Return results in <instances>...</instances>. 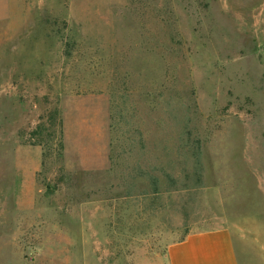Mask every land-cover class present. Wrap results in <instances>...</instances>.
<instances>
[{
	"label": "rangeland",
	"instance_id": "1",
	"mask_svg": "<svg viewBox=\"0 0 264 264\" xmlns=\"http://www.w3.org/2000/svg\"><path fill=\"white\" fill-rule=\"evenodd\" d=\"M0 11V264H167L170 245L220 228L239 264H264V0ZM181 140L201 145L200 188L183 189L190 157L177 192L128 190L148 162L184 160Z\"/></svg>",
	"mask_w": 264,
	"mask_h": 264
},
{
	"label": "trees",
	"instance_id": "2",
	"mask_svg": "<svg viewBox=\"0 0 264 264\" xmlns=\"http://www.w3.org/2000/svg\"><path fill=\"white\" fill-rule=\"evenodd\" d=\"M58 112L52 114L53 117H57ZM123 118V117H122ZM51 120V117H50ZM59 139H58V156L61 158L63 156L62 151L64 149L63 144V123L62 120H59ZM38 129H43V125L39 126ZM36 132L39 133V130ZM140 146L143 148L145 144L140 143ZM163 151H168L169 147L167 145L163 146ZM176 148L185 154V159L183 160L180 157L171 158L168 154L162 159H159L158 165H154L151 162H148V170H143L140 173L135 175L128 174L124 178L126 185H128V190H132L136 187V182L138 179H142L147 183L149 192L146 194L162 196L165 194H171L179 190V171H176L177 168L182 167L188 161L193 160V178L190 176L186 179V183L183 185L184 190H190L195 188H200L202 185V173H203V163H202V149L199 142H191L190 140H181L176 145ZM183 171V170H182ZM131 193V191H129ZM184 240V239H182ZM181 240V241H182Z\"/></svg>",
	"mask_w": 264,
	"mask_h": 264
},
{
	"label": "crops",
	"instance_id": "3",
	"mask_svg": "<svg viewBox=\"0 0 264 264\" xmlns=\"http://www.w3.org/2000/svg\"><path fill=\"white\" fill-rule=\"evenodd\" d=\"M0 11V26L8 21ZM167 264H239L232 233L227 228L188 234L168 247Z\"/></svg>",
	"mask_w": 264,
	"mask_h": 264
}]
</instances>
